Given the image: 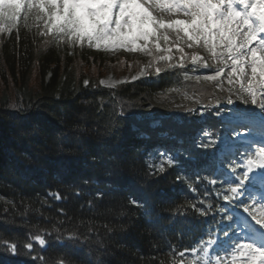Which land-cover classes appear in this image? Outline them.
Returning a JSON list of instances; mask_svg holds the SVG:
<instances>
[{
	"label": "trees",
	"instance_id": "16d2710c",
	"mask_svg": "<svg viewBox=\"0 0 264 264\" xmlns=\"http://www.w3.org/2000/svg\"><path fill=\"white\" fill-rule=\"evenodd\" d=\"M42 32L21 22L18 32L0 33V264L59 261L55 238L68 235L66 229L79 236L82 249L72 264H170L209 232L219 241L213 256L229 261L231 252L219 245L225 233L233 241L237 236L233 223L229 228L231 207L244 209L237 201H250L246 192L223 200L228 170L242 178L244 167L218 155L225 131L211 105L212 81L194 72L189 60L181 67L178 54L175 68L156 62L164 68L156 73L145 54L109 56L103 47L71 45ZM142 65L145 77L101 84L111 70ZM172 88L199 94L201 116L184 112L152 125L134 114L146 113L151 94ZM204 127L208 133L199 137ZM159 150L177 160L163 174L153 167L163 159ZM131 199L144 205L133 206ZM209 205L215 207L207 216L197 211ZM36 235L53 246H40ZM29 240L35 251L22 247ZM5 243H17L18 254Z\"/></svg>",
	"mask_w": 264,
	"mask_h": 264
},
{
	"label": "snow or ice",
	"instance_id": "6c2138e0",
	"mask_svg": "<svg viewBox=\"0 0 264 264\" xmlns=\"http://www.w3.org/2000/svg\"><path fill=\"white\" fill-rule=\"evenodd\" d=\"M21 22L25 29L42 27V35L50 34L55 40L71 45L83 46L87 42L89 47L143 53L152 57L149 66H154L156 73L164 71V68L155 66L156 62H163L169 69L176 67L172 63L174 50L181 67L190 59L210 71L203 56L185 52V48L202 47L220 65L214 75L203 79L216 81L223 77L226 68L230 69L226 74L227 82L238 84L239 92L250 97L249 100L241 95L238 99L259 108V113L251 108L238 110L240 125L247 127L256 115L264 122V0H0V33L18 32ZM228 103H233L231 97ZM256 143L264 144V137ZM250 151H254V155L244 161L247 171L242 172V178L236 176L233 169L228 172L230 179L223 181L228 184L226 191L229 193L223 195L224 201L244 195L258 175L264 184V175L255 171L264 169V147L252 149L249 144L245 154ZM158 155L163 159L158 167L153 166L154 171L163 174L166 167L176 166L174 154L165 150ZM181 179V176L176 177L177 181ZM247 199L250 203L237 201L243 204L247 213V222L241 228L244 235L236 237L240 242H234L225 233L228 247L222 251L231 252L227 264H264V195L254 200L248 194ZM129 203L138 208L144 205L143 201L136 199ZM214 207L201 206L197 211L207 216ZM229 221L231 228L235 220L229 218ZM65 231L68 235L59 233L55 238L56 251L63 255L53 264H72L82 251L77 247L79 236L71 229ZM205 236L194 242L191 251L181 250L179 258L172 259L170 264H225L219 253L213 256L219 241L212 239L210 232ZM34 239L44 248L53 246L41 235ZM4 247L18 254L17 243H5ZM22 247L35 251L31 240ZM185 256L192 259H184ZM44 264H48L47 260ZM86 264L90 262L86 261Z\"/></svg>",
	"mask_w": 264,
	"mask_h": 264
},
{
	"label": "rangeland",
	"instance_id": "374dc122",
	"mask_svg": "<svg viewBox=\"0 0 264 264\" xmlns=\"http://www.w3.org/2000/svg\"><path fill=\"white\" fill-rule=\"evenodd\" d=\"M105 50V49H104ZM105 52L109 56H114L119 53H124L127 55H133V56H139V52L131 53L128 52L125 49H119L116 51L111 50H105ZM187 52L192 53H198L199 55L203 56L205 60H207L208 69H204L203 65L200 67L199 62L193 63L190 59L189 62L192 64L193 69H200L204 72V74H201L202 77L207 75H214L215 69L213 68L214 61L210 57V54H208L202 47H195L192 49L187 48ZM143 54V53H142ZM173 56L175 59L176 53L175 50L173 51ZM230 69H225V74L222 78H219L216 81H212L214 84V97L215 102L213 105H216V102L218 100H221L225 103H228L229 97L233 100V104H237L240 108H253L256 105L245 104L241 99H238V96L243 95L245 99H249L250 97L247 96L246 93L239 92V87L234 88L233 86L235 84H229L227 82V72ZM148 72V67L146 65H142L138 70L136 71H127V72H121L120 74L117 73L115 70H111L104 74L101 77V81H104V83H101L104 86L107 87H115L116 85L120 83H124L126 81L130 80H137L139 78H142L146 76ZM240 93V94H239ZM153 108H159L164 111V114L170 115V116H178L177 110L181 108L183 111H192V113L196 114L197 116H201V114L204 112V108L202 105V100L200 98L199 94L196 93H190L183 91L180 88H172L164 93H153L150 95V97L144 101V107L143 110L146 112V114H142L145 118H154L153 117ZM257 113H259V108L256 110ZM171 112H175L174 114H171ZM217 112L219 113V116L222 118V120L225 123V127L227 128V132L225 133V140L226 144L224 146L225 151L224 152H230L231 154L235 153V148L239 143L244 144L243 142H239L240 140L244 141L245 143L252 144L254 146H260L264 147L263 144L256 143L257 141H260L262 139L263 132H260V128L264 127L263 123H258L259 119L252 118L249 122L247 127H244L240 125L237 116H238V110L234 109L232 107L228 106H222L218 107ZM158 123L157 120L152 121L153 125H156ZM262 126V127H261ZM246 131L247 135H244L243 132ZM264 131V130H262ZM208 130L206 127L202 128L199 132V137H203L204 135H207ZM160 152H163V150H160Z\"/></svg>",
	"mask_w": 264,
	"mask_h": 264
},
{
	"label": "bare ground",
	"instance_id": "6f19581e",
	"mask_svg": "<svg viewBox=\"0 0 264 264\" xmlns=\"http://www.w3.org/2000/svg\"><path fill=\"white\" fill-rule=\"evenodd\" d=\"M214 63H215V64L212 65L214 69H216L217 67L220 66V65L217 64L216 62H214ZM233 87L236 88V87H239V85H238V84H235ZM239 94H240V93H239Z\"/></svg>",
	"mask_w": 264,
	"mask_h": 264
}]
</instances>
